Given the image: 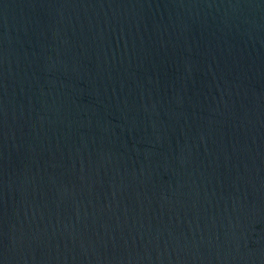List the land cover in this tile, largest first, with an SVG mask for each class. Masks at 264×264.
Returning <instances> with one entry per match:
<instances>
[{
	"label": "water",
	"instance_id": "obj_1",
	"mask_svg": "<svg viewBox=\"0 0 264 264\" xmlns=\"http://www.w3.org/2000/svg\"><path fill=\"white\" fill-rule=\"evenodd\" d=\"M0 264H264V0H0Z\"/></svg>",
	"mask_w": 264,
	"mask_h": 264
}]
</instances>
